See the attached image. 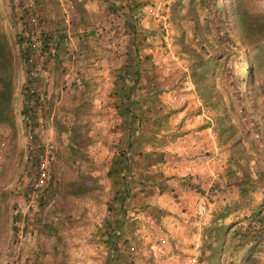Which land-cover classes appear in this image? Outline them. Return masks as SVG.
I'll use <instances>...</instances> for the list:
<instances>
[{
    "label": "rangeland",
    "instance_id": "obj_1",
    "mask_svg": "<svg viewBox=\"0 0 264 264\" xmlns=\"http://www.w3.org/2000/svg\"><path fill=\"white\" fill-rule=\"evenodd\" d=\"M99 1L86 0L87 7L84 0H0L3 25L13 38L21 28L18 21L24 8L38 21L33 24L37 35L44 30L65 38L47 63L48 72L41 77L40 99L32 102L37 122L32 127L21 114L27 74L14 44L15 124L0 123V264H110L112 255L105 232L117 228L120 209L114 196L122 185L117 175H109L108 167L128 147L127 129L137 121L126 125V118L115 107V88L122 84L120 70L126 63L136 66L142 61L143 68L150 69L153 65L162 71L169 68L168 74L162 73L165 80L158 88H164L165 82L173 83L177 90L173 94L179 96L178 92H185L180 83L186 72L191 77L196 42L192 22L174 20L171 16L173 46L169 51L161 23L148 9L157 2L165 6L170 0H101L102 5ZM71 4L73 20L67 23L63 8ZM254 5L264 12V0H254ZM112 46H116V51ZM150 48H158L167 58L160 59L158 55L157 63L145 59ZM262 48V51L248 50L250 57L260 51L254 77L257 96L239 98L238 111H227L223 123L231 126L228 130L223 129L218 111L207 106L202 98V104L190 105L191 99L183 101L170 95L165 103L153 91L156 82L150 81L152 94L143 92L142 98L141 95L136 98L135 93L137 101L133 107L141 115L140 132L145 133L139 135L136 131L133 148L145 149L149 144L160 148L172 143V150H160L154 159L162 161L167 157L172 160L173 172L187 171L186 188L182 187L185 190L175 191L169 197L171 202L175 199L184 202V197L191 199L184 203L189 221L179 214L177 225H181L185 236L179 242L170 227L175 221L167 219L171 214L175 217L176 210L145 203L147 199L140 205V199L133 196L127 202L122 233L115 239L116 264H120L118 259H124L123 264H135L138 259L141 263L155 264L153 258L172 254L178 256L179 264H208L203 244L215 215L231 208L230 215L220 222L232 224L233 228L247 224L251 207L235 208L240 200L237 181L243 176L237 162L253 176L257 169L264 170V42ZM112 57L118 60V67L115 63L116 68L108 73L116 77L111 90L98 78L103 74L101 69L107 67L102 60ZM245 71L243 65V75ZM220 83L216 79L218 86ZM109 94L115 98L113 104L107 101ZM99 98L100 101L96 100ZM81 101L88 113L77 118L74 108ZM225 102L228 103L226 98ZM111 106L117 113L113 116ZM173 113L176 116L171 119ZM151 118L157 121L150 122ZM74 122L88 123L81 130L82 143L75 146L77 151L71 146L70 132L65 131V126ZM160 130L170 131L156 135ZM237 140L240 141L235 143ZM45 158L49 179L35 190L38 162ZM175 174L170 177L178 176ZM73 181L85 185L82 194L71 191L77 188L71 184ZM193 191L209 210L202 220L191 207L195 200L191 196ZM31 194L35 206H30ZM253 196L252 206H257L264 197L261 185H256ZM132 201L147 211L146 215L133 214ZM22 228L26 234L24 241L20 238ZM162 239H166L165 243ZM255 260L264 264V236Z\"/></svg>",
    "mask_w": 264,
    "mask_h": 264
},
{
    "label": "trees",
    "instance_id": "obj_2",
    "mask_svg": "<svg viewBox=\"0 0 264 264\" xmlns=\"http://www.w3.org/2000/svg\"><path fill=\"white\" fill-rule=\"evenodd\" d=\"M171 11L174 20L192 22L191 31L196 42L195 47L193 46L195 60L191 77L199 96L207 106L218 111L223 129L228 130L231 126L226 127L223 123L227 111H238L236 105L239 98L248 95L257 96L254 77L257 71L256 59L263 50L264 12L255 7L254 0H175ZM19 19L21 28L16 31L13 38L3 25L0 16V123L15 124L16 45L27 74L25 102L21 114L24 115L26 124L32 127V124L37 123L32 102L39 100L41 95L42 79L32 74L40 58L39 53L44 56V64L47 65L56 50L61 48L65 38L61 34L44 30L37 35L33 27V16L26 8L23 9ZM251 48L260 51L256 56L250 57L248 50ZM243 65L246 69L244 75ZM139 78L138 66L126 63L119 73L122 84H117L114 92L117 95L115 107L126 118V125L137 121L127 129L128 147L119 153L120 157L119 155L115 157L109 170V175H117L122 185L115 190L114 196L120 209V216L116 219L117 228L107 229L105 232L106 243L111 250H114L115 239L118 236L116 231L120 230L125 222L126 200L131 193L128 188L130 183L127 179V168L133 153L132 138L136 131L140 133L142 129L141 115L137 114L133 107L137 101L134 97ZM216 79L221 81L220 86L216 84ZM225 98L228 103L225 102ZM84 103L81 101L74 108L77 118L88 113L84 109ZM155 118H151L150 122H156ZM87 127L88 123L78 122H74L72 126H65V131L70 132V143L74 150L77 151L75 146L82 143L80 140L82 128ZM237 164L243 170V176L237 181L240 200L235 208L251 207V212L247 224L237 228H233L232 224L220 222L230 215L231 208H226L224 212L215 215L213 224L206 230L203 244L204 259L208 264H258L255 253L264 236V197L257 206H252V203L255 201L253 191L256 185H261L264 190V170L257 169L256 176H253L248 170H244L239 162ZM71 184L77 187L71 190L75 194H82L86 189L82 182L73 181ZM113 260L114 257L110 261Z\"/></svg>",
    "mask_w": 264,
    "mask_h": 264
},
{
    "label": "crops",
    "instance_id": "obj_3",
    "mask_svg": "<svg viewBox=\"0 0 264 264\" xmlns=\"http://www.w3.org/2000/svg\"><path fill=\"white\" fill-rule=\"evenodd\" d=\"M84 6L88 7V4L86 3V0H84ZM175 2V0H170V2L168 3L170 5V7L173 5V3ZM100 5H102L101 0L99 1ZM99 22V21H98ZM107 31V30H106ZM112 33V32H111ZM113 47V46H112ZM113 49H115L116 51V46L113 47ZM111 52H114L113 50H111ZM146 58L147 60H153L155 61L154 63H157V58L159 55V58H167L164 57V55H162V51L160 52L159 49H153L150 48L149 51L146 50ZM110 55V54H108ZM125 57H128L127 52H125ZM125 61V60H124ZM118 60L114 59V57H112L111 59H104L102 60V65H107V67H105L104 69H101V72L103 73L102 75L100 74L99 76V80L102 81L103 83L106 84V86H108L111 90L114 89V86L116 84V77H112L109 73V71L111 69H114L115 67V63L116 66L118 67L117 64ZM126 62V61H125ZM184 62V60H183ZM105 63V64H104ZM186 65V64H185ZM122 64L119 65V67H121ZM139 68V72H140V78H139V83H138V87L137 91H136V98L140 97V95L145 92L149 94H152V92H157L158 97H160L165 103H167V98L170 97V95L173 94V92L177 91L176 87H174L175 85L173 83H169V82H165L162 87L164 88H169V92L166 91V89L164 88H158V86L160 85L162 80H165V77H162V73H167L169 71V68H166L164 71L161 70V68H158L157 66H152V68L147 69V68H143V61L137 65ZM116 68V67H115ZM184 69H186L185 67H183ZM100 73V71H99ZM146 76V77H145ZM153 79V80H152ZM112 80V81H110ZM148 81L155 83V85H153V89H155V87H157L155 90L150 91V84L148 83ZM184 87V91L185 92H178L180 93V99L179 100H188L191 99L190 101V105L193 104H202L201 101V97L198 95L197 91H196V87L195 84L192 81V78L190 77L189 73L186 72V77L183 81H181V83ZM101 85H99L100 87ZM180 86V85H179ZM161 87V86H159ZM149 90V91H147ZM144 94V93H143ZM142 98V95H141ZM107 101H110L111 104H113V101L115 100V98H113L110 94L107 98ZM98 101H100L99 99H96ZM101 100H103V97L101 98ZM151 103V102H150ZM113 106V105H112ZM111 106L110 108V113L111 116H113V114L116 113L115 108H113ZM117 114V113H116ZM176 115L173 113V115L170 117L172 119V117H175ZM198 119V118H197ZM170 130L166 131V130H160L158 133H156V135L161 136V133H165V132H169ZM141 133H145V130H142V132L139 133V135ZM121 134V132L117 133V135ZM169 151L172 150V143H169L167 146H163V147H158V145H152L149 144L147 146V148L145 149H139L136 150L135 148L132 149L133 153L131 155V163L128 167L127 170V178L128 180L131 182H129L130 186L128 187L131 191L130 195L128 196L127 200H126V204L127 202L131 201V199L133 198V196H135L134 198H138L140 199V205L142 204L143 200L147 201L145 203H150L151 205H156L157 207H165L167 208V206L169 207V209H175L176 212H174L176 215H174L175 217H173V214H171L167 219H169V222L175 221L173 223V227L171 229H173L176 233V239L177 241L181 242L182 238L185 237L182 234V229L181 225H177V221L179 220V214L183 215L186 219V221H189L188 219V212L184 211V203L186 202H190L191 199L184 197L182 201L175 199L174 202H171V197H169V194H174L175 191H180L183 192L185 189H183L182 187H184L185 182L188 181V178L186 177L187 175V171L185 169H180L179 173L177 171H172L173 167L172 166V160L165 157L162 161L161 160H155L154 156L158 155V151ZM171 156V153L169 154ZM113 163H109V169H111ZM175 174L178 176H174V177H170L171 175ZM186 188V186L184 187ZM146 189V190H144ZM147 189H151L148 190ZM183 190V191H182ZM195 196V200H193L191 202V207L194 208L195 212L198 210L196 207V203L199 201V197L196 195V193H191V196ZM193 196V197H194ZM185 199V200H184ZM188 199V200H186ZM133 202V201H132ZM127 206V205H126ZM132 209L130 210L131 212L133 211V214H136L137 216L139 215H146L147 211H142V209H139L137 202H133L132 205ZM128 210V212H129ZM178 216V217H177ZM170 224V223H169ZM172 225V224H171ZM186 231V230H185ZM128 243V242H127ZM175 244H177V242H174ZM118 246H122V243H118ZM121 249V248H120ZM123 250V249H122ZM112 259V258H111ZM153 260H155V264H179L178 263V256H176L175 254L172 255H166L161 257V259L159 257L153 258ZM114 264H116V261H111ZM118 262L120 264L124 263V259H118ZM154 262V261H153ZM152 263V262H151ZM135 264H145V263H141V260H136ZM150 264V261H149Z\"/></svg>",
    "mask_w": 264,
    "mask_h": 264
},
{
    "label": "built area",
    "instance_id": "obj_4",
    "mask_svg": "<svg viewBox=\"0 0 264 264\" xmlns=\"http://www.w3.org/2000/svg\"><path fill=\"white\" fill-rule=\"evenodd\" d=\"M149 12L154 16L155 19L160 21L162 30H163V37L166 41V48L167 50L171 51L172 46H173V41H172V35H171V7L169 4L163 6L160 2H157L153 5L149 6ZM73 10L74 6L67 5L64 6L63 8V16L64 19L67 23H70L73 20ZM33 24H37L38 21L36 18L33 17L32 19ZM39 60L36 63L35 70L32 72L34 76L42 77L43 73L48 72L47 66L44 64V56L39 53ZM82 63V61H80ZM72 69V65L69 66ZM173 99H178L180 98L179 95L177 94H172L171 95ZM101 107V105H99ZM32 157V155L30 156ZM47 158L41 159L40 162H38V168H37V176H36V189L40 187L46 180L49 179V172H48V163H47ZM35 190H33L34 193ZM31 200H30V206H35L34 203V194L30 195ZM197 207V212L199 213V219H203L205 216L208 215L209 210L208 208L204 205L202 201H198L196 203ZM24 228L20 230V238L21 241H24L26 239V234H24ZM117 235H121V230L116 231ZM166 239H162V243H165ZM135 247H132V250H134ZM111 255L112 257H115L114 250H111Z\"/></svg>",
    "mask_w": 264,
    "mask_h": 264
}]
</instances>
